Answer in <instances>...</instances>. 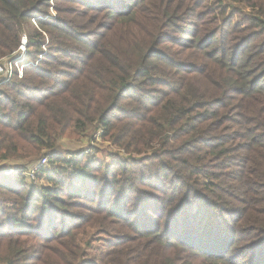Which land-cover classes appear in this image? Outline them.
<instances>
[{
    "label": "trees",
    "instance_id": "trees-1",
    "mask_svg": "<svg viewBox=\"0 0 264 264\" xmlns=\"http://www.w3.org/2000/svg\"><path fill=\"white\" fill-rule=\"evenodd\" d=\"M110 1L0 0V264H264V0Z\"/></svg>",
    "mask_w": 264,
    "mask_h": 264
},
{
    "label": "rangeland",
    "instance_id": "rangeland-1",
    "mask_svg": "<svg viewBox=\"0 0 264 264\" xmlns=\"http://www.w3.org/2000/svg\"><path fill=\"white\" fill-rule=\"evenodd\" d=\"M86 1H89V0H86ZM105 1L107 2V0H91V4H95L97 2L100 6H103ZM130 2H131L130 0H115V1L111 0L110 1V3H113L114 5H116L117 3H120V4H125L124 6H129ZM76 6H80V5H76ZM72 7H73V5H72ZM249 11L250 10L247 9V8L244 9V12H246V13L249 12ZM48 14H49V17L51 16L52 18H54L56 16V12L53 9H51ZM39 18H43V17L39 16ZM32 24L36 25V23L34 21H32ZM24 29L26 31H29V28L27 26H25ZM24 43H25V46L23 47ZM27 45H28V36H27L26 33H23L20 47L16 51H14L12 54H10L9 56H5V57L1 58L0 59V65L4 66L6 68L5 70L11 71L9 69V67L6 65V64H8V65L11 64L12 68H13V71H22V73H23L24 69L27 67V64H25L26 57H27ZM13 78H14V76L9 80V82ZM4 84H6V83H4ZM4 84H2L1 87ZM1 87H0V90H1ZM90 136L92 137L93 134H90ZM85 140L86 141H84V142L82 141V143H83V146H85V148H86V153H89L91 151L92 154H94L93 156H97V157L102 156V153L100 152V147L103 148L102 147L103 145H102L101 138H99V142L98 143L92 142L89 145H88V143L90 141V138L89 139H85ZM109 150H110V152H112L114 149L111 148ZM127 156L128 155H124V157H127ZM12 164H16V165H21L22 164V165H24L25 162L21 161V162H16V163H12ZM7 170H14V169L13 168H5L4 172H6ZM9 172L10 171H7V173H9ZM29 174H31V173H29ZM208 233H209V230H208ZM214 243L215 242H213L211 244V246H214ZM243 244H244V242H240L237 246H241Z\"/></svg>",
    "mask_w": 264,
    "mask_h": 264
},
{
    "label": "built area",
    "instance_id": "built-area-1",
    "mask_svg": "<svg viewBox=\"0 0 264 264\" xmlns=\"http://www.w3.org/2000/svg\"><path fill=\"white\" fill-rule=\"evenodd\" d=\"M24 46H25V43L23 44V47H24ZM23 47H22V48H23ZM23 49H24V48H23ZM6 65L9 67V69H10L11 71L5 70L6 68H5L4 66H1V65H0V87H1L2 84L9 82V80H10L13 76H15V73H16V71H13V68H12V65H11V64H10V65L6 64ZM17 73H18L19 78H22V76H23L22 71H17ZM46 163H47V160L44 159V160H42L41 165H45ZM7 171H10V172L7 173ZM7 171L4 172L5 175H12V174L15 172L14 170H7ZM28 176H29L30 178H33V174H29Z\"/></svg>",
    "mask_w": 264,
    "mask_h": 264
}]
</instances>
